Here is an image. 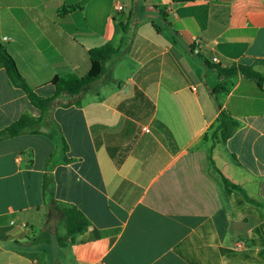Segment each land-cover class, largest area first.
Returning a JSON list of instances; mask_svg holds the SVG:
<instances>
[{
  "label": "crops",
  "instance_id": "obj_1",
  "mask_svg": "<svg viewBox=\"0 0 264 264\" xmlns=\"http://www.w3.org/2000/svg\"><path fill=\"white\" fill-rule=\"evenodd\" d=\"M106 44L81 107L0 141V264H264V0H0V45L41 97ZM41 114L0 68V131ZM59 205L90 227L69 238Z\"/></svg>",
  "mask_w": 264,
  "mask_h": 264
},
{
  "label": "trees",
  "instance_id": "obj_2",
  "mask_svg": "<svg viewBox=\"0 0 264 264\" xmlns=\"http://www.w3.org/2000/svg\"><path fill=\"white\" fill-rule=\"evenodd\" d=\"M130 27L134 25V19L129 20ZM126 34L129 30L125 27ZM128 46V42L124 44ZM124 47V48H125ZM119 55V50H116L111 45L106 44L99 48H93L88 52L90 60V69L87 74L78 76L76 74H69L62 77H56L52 80V85L55 88V93L52 97L44 98L39 96L29 86L27 81L19 72L17 65L13 57L9 54L7 49L0 45V68H3L14 86L19 88L25 95H27L31 104L41 111V116L36 119L30 115L22 116L18 121L0 131V141L19 137L25 134H38L41 133V128L47 126L46 122L51 118V111L56 108H69V107H81L83 96L91 89L104 82L107 76L111 72L110 62ZM219 75L225 79L235 77L238 72L243 77L254 79L259 84L262 83L263 78L248 69H237L235 67L230 69H224L217 67ZM224 90L220 85L216 89L210 90V93L214 99L217 94ZM238 127V123L233 121L230 116L222 111L219 117L218 129L221 131V141L225 142L234 133ZM61 152L65 154L67 151V145L64 139L60 138ZM69 162L67 158L64 160ZM225 185L236 189L243 193V190L233 184L227 179L223 178ZM244 194V193H243ZM63 219L66 222V230L68 237H74L76 235L84 233L90 227V221L83 215V213L73 205H59ZM61 244H64L60 239Z\"/></svg>",
  "mask_w": 264,
  "mask_h": 264
},
{
  "label": "built area",
  "instance_id": "obj_3",
  "mask_svg": "<svg viewBox=\"0 0 264 264\" xmlns=\"http://www.w3.org/2000/svg\"><path fill=\"white\" fill-rule=\"evenodd\" d=\"M117 10L118 11H122L123 10V7L122 6H117ZM195 49H193V52L194 53H196V54H198L199 53V48H200V42L198 41V40H195ZM213 62H215V63H218V60L215 58L214 60H213ZM146 132H148V130H146ZM23 227H27L26 225H23Z\"/></svg>",
  "mask_w": 264,
  "mask_h": 264
}]
</instances>
